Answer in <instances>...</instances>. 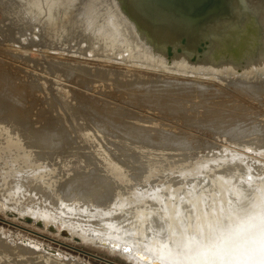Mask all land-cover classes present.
<instances>
[{
  "label": "bare ground",
  "instance_id": "6f19581e",
  "mask_svg": "<svg viewBox=\"0 0 264 264\" xmlns=\"http://www.w3.org/2000/svg\"><path fill=\"white\" fill-rule=\"evenodd\" d=\"M14 1L17 2V0ZM14 1H12V4ZM22 1L25 2L26 6L23 3L20 4L24 5L25 8H27V6L31 7H28L29 9L35 8L33 11L36 15L45 12L48 14L49 18L46 19V22L50 23L48 24V28L51 27V31H53L54 35L58 34V36H61V31L63 33L67 32L68 35L72 38L74 37L75 40L80 37H84V40L88 38L89 44L91 43L93 47H99L100 49L101 46L103 50L106 47L110 49V53L111 50L123 49L121 51L128 52V54L123 52L126 56H131V52H133V54L137 55L135 57H138L140 59L139 61L142 62H147L146 60L155 58H153L155 55L154 51L151 53L152 50H149L146 46L148 51L145 50L144 45H147V43H153V46H155L154 44H156V46L159 45L162 50L165 48L166 51L167 48L172 47V45H182L183 47L204 45L208 48V50L206 49L205 57L210 59L213 63H221V65L216 67L218 71L220 68L221 71L226 69L228 71L233 70L231 72H234L236 70L235 65H238L236 63L240 61L239 59L237 60L238 56L239 58L242 57V59H246L247 61L245 64L249 66L255 64L258 67L256 68L258 71L264 67V0H135V3H129L127 0H19L18 2ZM9 5H11V3ZM232 8L235 10V17H225V14L228 13V9L230 10ZM8 9L10 8L8 7ZM7 12H10V10ZM30 15L33 14L30 13ZM215 19H217V22L211 23V25H209L210 27L206 29H201L202 25ZM49 34L51 35L52 33ZM210 39H214L213 42L210 43ZM208 42L209 47L207 45ZM197 49L198 48H196V50ZM157 50H155V52H159L160 48ZM99 52L97 49V53ZM196 52L198 51H195V53ZM113 53L112 55H114ZM162 53L166 52L163 51ZM202 53L205 54L204 51H202ZM120 54L121 52L118 55ZM161 54H159V56ZM106 55L108 54L106 53ZM187 55L188 54H186V56ZM192 55L194 56L193 53ZM189 56H191V54H189L188 57ZM129 58L131 57H128V59ZM121 59L122 58H120V60ZM137 60L135 61V65L136 63L138 65L141 63ZM125 61L129 62V60ZM162 62L164 64L165 59ZM132 63L134 64V62ZM63 64L65 65L66 62ZM143 65L146 66V64ZM174 65H176V63ZM183 65L186 64L182 63V66ZM148 66L147 68H149ZM178 66V70H180V65ZM182 66V70L188 68L183 67V69ZM240 66L239 69H243V65L241 68ZM139 68H141V66ZM245 68H247V66ZM253 68L254 67L251 69ZM82 69L84 70V68ZM106 69L107 68H105L104 71L103 68L102 70L99 68L97 73H89V75L95 79H99L100 77L103 78V74L108 75L107 78L113 75L112 79L115 77L114 80L119 81L121 84L126 81H124V77L121 76L122 73H124L129 76L130 81H134L132 85L135 87L142 86L145 82L149 84L147 77L139 74L135 66H125V70L122 71H118L117 69L106 71ZM192 69L196 71L195 68ZM210 69H212L211 66ZM245 70L247 73L249 69ZM261 71L262 70H260V73ZM241 72L242 71H240V73ZM252 72L254 73V71ZM237 73H239V71ZM238 77L233 82L231 81L232 83L235 82L234 86L237 87L236 90H241V92L244 91L245 93L249 92L247 94L251 93L253 95L260 94L264 91V81H245L246 79L242 80L243 78L238 79ZM103 79H106L105 76ZM8 80L5 81L8 83ZM128 83L125 82L124 86ZM165 83L163 87L167 92H172L173 90L175 92L176 89L172 88H175L174 86L178 83L183 86L184 89H200L201 93L205 90V85L198 83L196 79L190 82L172 80L165 81ZM116 84L118 83L116 82ZM120 84H118V86ZM129 84L128 87H133ZM179 84L176 88L179 87ZM9 87L10 86H8V88ZM5 88L7 87H4V89ZM149 89L148 87V90ZM184 89L182 91H184ZM148 90H145V92L150 91ZM178 91H181V87ZM171 94H173V92ZM10 95L12 96V94ZM173 96L172 98L169 96V98H171L169 100L170 102L167 101L170 103L171 107V103L176 102L175 105L177 107V103L181 102L179 100L183 101L184 98L178 99L181 95L179 97ZM19 97L20 96H18V98ZM173 99L175 101H173ZM191 99L193 100V98ZM198 100L194 102L196 109H198L200 103L203 105L204 103L205 105L211 104L207 98L206 100L204 99V103L201 102L202 100H199L200 102L198 103ZM158 101L160 103V100ZM184 101L185 104H188L189 100L185 99ZM183 102L180 104L183 105ZM157 103L156 105H158ZM229 104L224 102L219 108L216 107L215 111L210 110V112L208 110L212 116H207L209 120L205 118V121H213L211 128L218 131L216 132L217 134L221 131L225 132V134L227 133L228 137H230L229 135L231 134V136L237 137L236 139H238V137L239 139L242 138L243 142L262 138L261 135H264V132L261 128L260 130L259 128L257 130L254 129L259 126V124L257 125L254 122L255 120L252 122V124L254 123L257 125L256 127V125L253 124L255 126L253 128L254 130L251 129L252 126L246 125L248 118L251 120L252 118L254 119L252 114V117H250V115L248 116V114H250L246 111L248 108L246 107L247 109L245 110L247 114L244 110H241L240 106V109L238 107L234 108L233 105V108L228 109ZM182 105L179 106L181 107ZM236 106L238 105L236 104ZM174 107H172L174 110L178 108L175 109ZM185 107L186 105H184V108ZM210 107L211 109L213 108L212 105ZM192 108L195 109L194 107ZM193 109H191L195 111L193 114H200L199 109ZM187 110L189 109H186V111ZM180 111H182V109ZM251 111L253 110L250 109V112ZM213 112L215 113L213 114ZM65 113L67 112L65 111ZM16 117L18 118L15 114L0 116V203L3 205H7L6 203H8L7 201L9 199H14L18 202L17 197H19L20 194H18L17 191L23 192V190L28 188L29 182H31L32 179L37 180L41 178L39 188L41 192L52 187V190L50 192L48 191L50 194V197L48 196L50 205L27 204L25 207L31 209L37 206V211H40L39 215L45 216L51 220H55L60 216L65 221L67 228H72L73 226L77 230L76 226H79L81 230L83 228L87 230L88 223L86 219L97 216L100 219L90 225L95 227L94 230L105 231V229H107L105 228V223L109 217H124L128 214L126 210H129V212L133 211V215L137 217L136 220L140 224L143 222L144 238L150 246L153 247L154 245H162L165 242L168 243L167 247L158 248V253L160 255L159 259L169 264H264L263 181L261 182L263 187L257 184L259 181H257L256 184L250 181H238L236 184H230L229 181H227L226 173L233 168L222 170L219 174L209 173L207 178L203 177L204 175L202 178L201 175L203 172H210L206 169L208 166H196L197 163H194L196 165L193 163L188 164L186 158H183L186 156L184 150L191 147V149H193L194 147L191 145L193 144L191 140H189V144L185 141L186 135L183 136V133L180 134H182L184 142L188 144V147L187 145H185L186 147L183 146L184 142L182 146H179L181 144H178V146L175 144V149L172 148L175 151L171 152L170 150L168 153L165 150L169 144L166 146L167 143L157 141V139L165 142L166 140L163 138L161 139V137L158 136L159 133L156 132L158 134L155 135V137L157 136V139L155 138L157 142L155 141L156 143L153 144L154 138H152V136L154 134L152 136L148 134L151 130L149 128L151 127L145 128L147 126L140 127L137 133L131 132V134H126L124 132L126 135L125 137L121 136V131H118L119 133L116 134L114 133L115 131L113 132L114 134L110 132L111 136H107V132L103 130L105 129L104 127H106L104 122L102 120L98 121V119L97 121L93 119L95 120V123H93L95 127H79L76 129L77 133H75V130L70 131L69 128L67 129L64 127L65 125L59 128L56 126V129L53 131L52 129L48 130L49 128H47V130L44 129L46 127L35 128L33 127L34 125L31 126V123L25 124L23 121L24 119L20 121L21 118L18 120ZM67 117L69 118V116ZM116 117L118 116L116 115ZM186 117L189 119V116ZM104 118L101 117V119ZM108 118L111 119L110 117ZM255 119L257 121V118ZM251 120L248 119L250 122ZM151 121L152 120H150V122ZM109 122L107 121V124ZM72 126L73 124L70 125V127ZM208 126H210V124ZM153 131L155 132V130H152V133ZM168 131L166 130V132ZM170 133L173 132L170 131L169 134ZM75 134H77L80 139L79 141H74V138H72L76 137L74 136ZM170 136H168V138H171ZM172 136L174 138L175 135ZM177 136L178 134L176 138ZM182 136L178 137L180 138ZM187 139L188 137L186 140ZM174 140L176 139H172L171 141ZM182 140L180 138V141ZM167 141L169 143V139H167ZM234 141L236 140L234 139ZM65 142H68L67 145H64ZM72 142L73 144L76 142V145L70 146L69 143L72 145ZM174 142L177 143L178 141ZM174 142L172 144H174ZM12 148H14V151L10 150ZM88 158L91 159L88 160ZM57 159H61L62 163L56 162ZM46 160H49L47 161L48 163H46ZM207 162L212 163V159ZM223 162L225 161L223 160ZM56 170L59 172L54 180L53 173H55ZM158 173L162 174L161 177L154 180L153 177ZM158 180L160 181L158 182ZM141 182L147 185V188H140L142 187ZM14 193L15 195H13ZM217 194L220 196V199H217ZM234 194H236L235 197ZM213 195H216V199H214L215 202H213V204H215L209 206L210 203L208 204V199H212ZM60 197L72 206H74V204H72L71 201L74 199L77 200L79 204L82 205L81 212L77 213L75 206L70 210L62 211V206L60 207L55 202V199H59ZM117 209L120 210L117 211ZM207 213L211 215V223L213 222V224H209L207 221L209 220ZM206 217L208 219H206ZM84 229L82 231L85 233ZM113 234L116 236L121 235L119 231ZM187 238L191 240L190 242H194L191 245L188 244L187 246L181 247L183 242L189 240ZM96 241L109 242L113 245L133 251L135 256L151 264H167L154 260L148 255L134 251L129 246L122 245L119 242H114L109 239H97ZM21 260H27L29 264H70L72 261L63 256L60 252L52 249L46 248V250L43 249L39 251L30 243L23 241L16 242L12 238L8 242V239H5V237L3 238V234L0 231V264H21V262H24Z\"/></svg>",
  "mask_w": 264,
  "mask_h": 264
},
{
  "label": "rangeland",
  "instance_id": "374dc122",
  "mask_svg": "<svg viewBox=\"0 0 264 264\" xmlns=\"http://www.w3.org/2000/svg\"><path fill=\"white\" fill-rule=\"evenodd\" d=\"M12 1L14 0H4V1L0 0V91H1L0 110L3 109L2 111H0L1 112L0 116L5 114L6 116L10 114L11 115L15 114L18 116V118L16 117V119L19 120L21 118L20 121L24 119L23 121L25 124L31 123V126L34 125L33 127L35 128L46 127L44 129L47 130V128H49L48 130L52 129V131L56 129V126L59 128L62 127V125L63 126L65 125L64 127H66L67 129L69 128L70 131L75 130V133H77L76 129H78L79 127H86V128L95 127V124L93 123H95V120L97 121L98 119V121L102 120L105 126L107 127L106 128L103 126L105 128L103 130L107 132V136H111V133L116 134L121 131L120 132L121 136L125 137L126 136L125 133L126 134L127 133L131 134V132L137 133L140 127L147 126L145 128L151 127L149 128L151 129L150 130L151 132L149 131L148 134H151V136L154 134L152 136V138H154L153 144L156 143L157 141H162L164 143H167L166 146H168L169 144V146L165 150L168 153L170 152V150L171 152L175 151L172 149V148L175 149L174 146L175 144H177L176 146H178V144H181L179 146H182L184 142L183 136L186 135L185 141L189 144L190 143L189 140H191V143L193 142V144L191 145H193L194 147L193 149H191L192 147L186 148L184 150L186 156L183 158H186L188 164L197 163V165L196 164L194 165L196 166L202 165V167H204V165L205 167L208 166V168L206 169L210 172H203L201 177L204 175L203 177L207 178V175L209 173L219 174L222 170L233 168L232 170H229V172L226 171L228 172L226 173L227 174L226 178L230 184H236L238 183V181L240 182L250 181L256 184L257 181H259L257 184L262 186L261 182L263 181V186H264V135H261L262 138L260 139L256 138L249 142L246 141L243 142L242 138L239 139L238 137V139H236L237 137L231 136V134L229 135L231 137L230 138L228 137L227 133L225 134V132L220 131L219 133H224V134H219V133L217 134L216 132L218 131L214 130V128H211L213 121L212 122L211 120L210 122L207 121L209 120L207 118L212 116L210 112L215 111L216 107L219 108L224 102H226L227 104L229 103L231 104V105L229 104V106L227 105L228 109L233 107L234 108L238 107L240 109L241 107V110L245 111L248 108L246 111L250 114H248L246 111L245 112L248 114V116L250 115V117L254 116V119L252 118L251 120L250 118H248L249 120H251V122L248 121L247 119L248 123L246 122V125L250 127L252 126L251 129H253L255 127L254 125L259 124V126L257 127L256 125L257 128L254 129L257 130L259 128L260 130L261 128V130L264 132V91L257 95H253L251 93L247 94L249 92L245 93L244 91L241 92V90L240 91L236 90L237 87L234 86L235 82L232 83L234 80L237 79L238 76H240L238 77V79L243 78L242 80L246 79L245 81L248 80L254 82H256V80L258 82L264 81L263 80L264 67L260 69L262 70L260 73V70L258 71V69H256L258 67L255 64L249 66L248 64H245L247 61L246 59H242V57L239 58L238 56L237 60L239 59L242 62L239 61L236 64H238L239 66L243 65L242 67L243 69H239V66L235 65L237 71L235 70L234 72H231L233 70L228 71L226 69H223V71H221L220 68L218 71L217 70L218 68L216 67L221 65V63H213L211 62L210 59L205 57L206 49L208 50V48L207 46L204 45H201L203 47H201L200 45H197V47L196 45H192L193 47L172 45V47H168L166 51L165 48L162 50L159 45L156 46V44H154L156 46L155 47L152 45L153 43H147V45H144V47L146 46L148 47L149 50H152V52L149 51L151 53H153L154 51L155 55L154 54H153L154 56L152 55L153 58L159 56V54H161L163 51L166 53H162L163 55L161 54L159 57H157L158 59L154 58L155 60L152 59V60H146L147 62H142L139 61L140 59L138 57H135L137 55L133 54V52H131V56L130 55L126 56V54H123V52L127 54L128 52L121 51L123 49L121 50L119 49L120 51L117 49H115L116 51L111 50L110 53V49H107L106 47L104 48V50L101 48V46L100 49L99 47H95V46L93 47L91 43L89 44L88 38H85L87 40H84V37H80L79 39L75 40V38L73 37L74 38L73 39L72 37H70L67 32L63 33L61 31H60V33L62 34L61 36H58V34L54 35L53 31H51L52 30L51 27L48 28L49 27L48 24L50 23L46 22V19L49 18L46 12L38 13L37 14L38 17H37L35 12L33 11L35 10V8L29 9L31 7L27 6V8L29 7L27 9L25 8L26 6L25 2L23 1L18 2L19 0H17L18 3L14 1L13 4L15 5H13ZM127 1L129 3L136 2L135 0H127ZM10 3L11 5H9ZM20 3H23L25 6L21 5ZM7 4L10 9H8ZM8 10H10V12L12 11L13 13L11 12L10 14V12H7ZM15 13H18L19 15ZM30 13H32L33 15H30ZM225 15H226L225 17L227 18L229 17L233 18L235 17V10L233 8L230 10L228 9V13H226ZM216 20L217 19L205 23V25L201 26V29H206L210 27L209 25H211V23L213 22H217ZM49 33H52L53 35L52 34L50 35ZM213 40L214 39H210L209 42L211 43L213 42ZM209 42L207 43V45L209 44ZM146 47L145 50L148 51ZM156 48L157 49L160 48L159 50L160 53L157 52L158 50ZM196 48L198 49L196 50ZM97 49L98 52L100 51L99 53H97ZM155 50L157 51L155 52ZM195 51H198L196 52L198 54H196ZM202 51H204L205 54L202 53ZM120 52L121 54L118 55ZM106 53L108 55H106ZM112 53L114 55H112ZM185 53L188 55L191 54V56L188 57V55L186 56ZM192 53L194 54V56L192 55ZM128 57L131 58L128 59ZM133 57H135L136 59ZM120 58L122 59L120 60ZM160 59L162 61L165 59V62L167 63L164 62L163 64V62ZM125 60L127 61L129 60V62H126ZM136 60L143 64H146V66L141 63H139V65L136 63L135 65ZM131 61L134 62V64ZM59 62H61L62 64ZM64 62H66L65 65L63 64ZM175 63L176 65H174ZM182 63L186 65L182 66ZM78 64L80 67L78 66ZM165 64L168 66H166ZM177 64L180 65V70H178L179 66ZM132 65L135 66V69L139 74L145 75L148 79L146 80L149 81V84L148 82H145L146 84L144 83L142 84V86L141 85L137 86L138 90L137 87L132 85L134 81H130L129 76H127L124 73H122L121 75L124 77L123 80L124 81L126 80L125 81L126 83L130 81L129 82L130 84L129 83L128 84L132 85L133 87L131 86L128 87V84L124 86L125 82L120 84L119 81L114 80L115 77L112 79L113 75L107 78L108 75L103 74V78L104 76L106 78L105 80L102 77H100L99 79L98 78L95 79L89 75V73L91 74L97 73L99 68L100 70H102V68L103 70L107 68L106 71L111 69L112 70L117 69L118 71H122L125 70V66L133 67ZM140 66L141 68H139ZM147 66L149 68H147ZM181 66L182 68L188 67L189 69L183 68L184 70H182ZM210 66L212 69H210ZM246 66L247 68H245ZM252 67L254 68L251 69ZM82 68H84V70ZM192 68H195L196 71H193ZM245 69L251 70V71L248 70L250 73L248 71L246 73ZM238 71L239 73H237ZM240 71H242L241 72L242 74L240 73ZM252 71H254V73ZM111 79L114 81H112ZM195 79L198 83L205 85V90H204L205 93L204 92L201 93L200 89H198L199 91L193 88L184 89L183 86H181L179 83H178L179 84L178 88H176L178 84L174 86L175 88L171 87L172 89H176L175 92L174 90L172 91L173 94H171L172 93L171 91L167 92L166 89H164L163 87L166 84L165 81L167 82V81L175 80L180 82H190ZM5 80L6 81L8 80L9 84ZM116 82L120 85L118 86ZM122 84L124 87L122 86ZM8 86L10 87L8 88ZM4 87H7L5 88L6 91ZM148 87L150 88L149 89L150 91L148 90ZM180 87H181V91H178V89L180 90ZM182 88L184 89V91H182L183 90ZM145 90H148L149 92H145ZM166 93H169L170 95ZM10 94H12V96ZM171 95L172 96L174 95L173 97H179L181 95V97H179L178 99L184 98L183 101L186 99L189 100L190 102L188 101V104L187 103L185 104V101L183 102L182 100H179L181 102L178 101L179 102L177 103L178 108L175 105L176 102H173L174 104L171 103L172 107L175 106L174 108L175 109L177 108L176 110H174L169 103L170 102L169 100L172 98ZM18 96H20L19 97L20 99L18 98ZM169 96L171 98H169ZM191 98H193V100ZM206 98L209 99L211 104L205 105L203 101H205ZM198 99L200 101L202 100L201 102L204 103V105L200 103V105L203 106L198 105V109L200 110L199 115L197 113L193 114L195 111L191 110L193 109L192 107L196 109L194 102ZM158 100H160V103ZM162 100L165 102H163ZM199 100L198 103L200 102ZM173 101L175 100L173 99ZM182 102L184 103L183 105L180 104ZM156 103L158 105H156ZM236 104L238 106H236ZM179 105H182L181 107L183 108H181ZM184 105H186L185 108L189 110L186 111ZM211 105L214 109L213 108L211 109L210 107ZM180 108L182 109V111H180L181 110ZM249 108L253 111L250 112ZM208 110L211 111L209 112ZM65 111L67 113H65ZM175 111H179V112H175ZM182 112L185 113L183 114ZM214 113L215 112H213V114ZM97 114H99L100 117ZM116 115L118 117H116ZM24 116L26 118L28 117L27 120ZM67 116H69V118ZM132 116L135 118H133ZM186 116H189V119ZM101 117L102 118L105 117V118L101 119ZM108 117H110L112 120L109 119ZM116 118L119 120H117ZM205 118L207 119L206 121ZM255 118H257V121ZM150 120L152 121L150 122ZM107 121L108 122L110 121L108 123L109 125L107 124ZM126 121L128 124L126 123ZM253 121L256 124L253 123L254 124L253 125L252 124ZM117 122L119 126L117 125ZM122 122L125 123L123 124ZM71 124H73L74 126V127L72 126L73 128L70 127ZM130 124L132 128L130 127ZM206 124L208 125L210 124V126ZM124 125L126 126L127 129L125 128ZM152 130H155V132L153 131L152 133ZM166 130L169 131L166 132ZM170 131L174 133V134L170 133L171 136L169 134ZM156 132L159 133V135ZM180 133H183V136ZM177 134L178 136H182L180 137L181 140L183 138L182 141H180V138L178 136L176 138ZM155 135L160 136L161 139L163 138L164 140H166V142L163 140H158L157 136L155 137ZM172 135H175L174 138ZM74 136H76V137H72L74 138V141L80 140L77 134H75ZM168 136H170L171 138H168ZM187 137H188L187 140L189 142L186 140ZM155 138L157 139V141ZM167 139H169V143ZM172 139H176L174 141H178V142L176 143L174 141H171ZM234 139L236 141H234ZM73 142L72 145L71 143H69L70 146H74L76 142L74 144ZM173 142L174 144H172ZM67 143L65 142L64 145H67ZM187 143L184 142L183 146L187 145L188 147ZM104 144L108 147V145L105 142ZM10 150L14 151V148ZM186 151L189 153H187ZM89 159L91 158H88V160ZM211 159H212V163L207 162L208 160L210 161ZM223 160L226 163L223 162ZM47 161L49 160H46V163H48ZM215 161L217 162V164ZM56 162L60 164L62 163L61 159L59 160L57 159ZM58 170H56V172L53 173L54 180L57 177V174L59 172ZM161 175L162 174L158 173L153 177V179L157 180L158 178L161 177ZM40 180L41 178L37 180L32 179L31 182H29L30 184L27 189L23 190V192L17 191L18 194H20L19 197H17L18 202H16L14 199H9L7 201L8 203H6L7 205H3L2 203H0V231L3 234V238L5 237V239L6 238L8 239V242L12 238L16 242L23 241L26 243H30L33 247H35L39 251H42L43 249L46 250V248L58 251L66 258L72 260L70 264H72L73 261H74L73 264L76 263L77 264H151L135 256L133 254V251L124 249L120 246L113 245L109 242L96 241L97 239H109L114 242H119L122 245L129 246L134 251L140 252L144 255H148L154 260L167 263L166 261L159 259L160 255L158 253V248L167 247L168 243L165 242L162 245L161 244L154 245L153 247L150 246V244H148L147 240L144 238L145 234L143 231V226H144L143 222H141L140 224L136 220L137 217L133 215L132 213L133 211L129 212V210H126L128 214L125 215L124 217H109L107 219V222L105 223V228H107L105 229V231L94 230L95 227L90 224L97 222L100 218L97 216H92L91 218L86 219V222L88 224H87V230L86 228L85 229L83 228L85 231L84 233L82 231L83 229L81 230L79 226H76L77 230L73 226L72 228H67L65 225V221L60 216L55 220H51L46 218L45 216L39 215L40 211L39 212L37 211L38 210L37 206L31 209H27L25 207V205L27 204L29 205L45 204L47 206L50 205V199H48V196L50 197V194L48 193V191L50 192L52 190V187H50L51 189L47 188V190L41 192L39 189ZM159 181L160 180H158V182ZM141 183H142L141 184L142 187L139 186L140 188L147 186L143 184V182ZM13 195H15V193ZM235 196L236 194H234V197ZM214 199H216V195H213L212 199L210 198L208 199V204L210 203L209 206L215 204V203L213 204V202H215ZM217 199H220V196L218 194H217ZM55 200H56L55 201L56 204H58L60 207L62 206V211L70 210L72 209V207L74 208L75 206L76 212L77 213L81 212L80 210L82 209V205H80L79 202L75 199H74L75 201L74 200L71 201L72 204H74V206L67 203V201H64V199H61V197ZM119 210L120 209H117V211ZM207 214L209 216V220L207 221L209 222V224H213V222L211 223L212 221V219L210 218L211 215H209V213ZM206 219L208 218L206 217ZM117 231H119L121 235L116 236L115 234H113V233H117ZM186 241L187 242H183L181 247L187 246L188 244L191 245L194 242V241L190 242L191 241L190 239ZM21 261H24L25 263ZM21 261H20L21 264L23 263L29 264L27 260H26L27 262L25 260H21Z\"/></svg>",
  "mask_w": 264,
  "mask_h": 264
}]
</instances>
